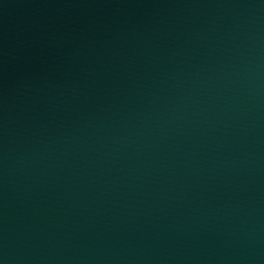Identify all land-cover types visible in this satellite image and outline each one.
<instances>
[{
  "label": "water",
  "instance_id": "1",
  "mask_svg": "<svg viewBox=\"0 0 264 264\" xmlns=\"http://www.w3.org/2000/svg\"><path fill=\"white\" fill-rule=\"evenodd\" d=\"M0 264H264V0H0Z\"/></svg>",
  "mask_w": 264,
  "mask_h": 264
}]
</instances>
